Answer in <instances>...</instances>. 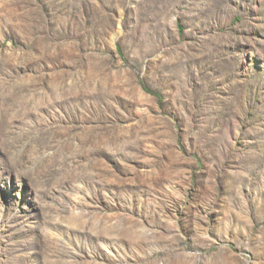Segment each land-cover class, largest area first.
<instances>
[{
    "label": "rangeland",
    "instance_id": "374dc122",
    "mask_svg": "<svg viewBox=\"0 0 264 264\" xmlns=\"http://www.w3.org/2000/svg\"><path fill=\"white\" fill-rule=\"evenodd\" d=\"M0 264H264V0H0Z\"/></svg>",
    "mask_w": 264,
    "mask_h": 264
},
{
    "label": "trees",
    "instance_id": "16d2710c",
    "mask_svg": "<svg viewBox=\"0 0 264 264\" xmlns=\"http://www.w3.org/2000/svg\"><path fill=\"white\" fill-rule=\"evenodd\" d=\"M177 27H178V29H181L180 25H177ZM117 52L120 53L119 48L117 49ZM140 86H141L144 93L154 97L155 99H157L158 102H160V96L158 94L154 93L153 91H151L142 80H140Z\"/></svg>",
    "mask_w": 264,
    "mask_h": 264
}]
</instances>
